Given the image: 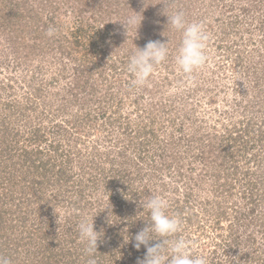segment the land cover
Listing matches in <instances>:
<instances>
[{"label": "rangeland", "instance_id": "obj_1", "mask_svg": "<svg viewBox=\"0 0 264 264\" xmlns=\"http://www.w3.org/2000/svg\"><path fill=\"white\" fill-rule=\"evenodd\" d=\"M164 4L209 36L191 75ZM129 15L143 20L127 38ZM168 39L147 86L130 88V56ZM151 195L193 256L264 264V0H0V256L137 264L146 248L125 240L149 221ZM82 219L101 232L94 257Z\"/></svg>", "mask_w": 264, "mask_h": 264}, {"label": "clouds", "instance_id": "obj_2", "mask_svg": "<svg viewBox=\"0 0 264 264\" xmlns=\"http://www.w3.org/2000/svg\"><path fill=\"white\" fill-rule=\"evenodd\" d=\"M162 14L167 17V27L182 33L181 43L174 58L177 69L191 75L207 62L205 49L209 36L202 23L187 22L182 11L169 13L164 4ZM142 20L137 15H129L125 20L119 21L126 30L127 38L131 29H136L138 33ZM54 32L55 29L49 27L46 35L51 37ZM168 43L169 39L167 42L149 41L143 48L137 47L127 65V70L132 75L130 88L140 89L147 86L156 66L166 60ZM140 206L143 211H148L149 221L134 238L125 240V243H128L134 239V247L137 250L141 246L146 248L145 256L138 259L137 264H207L204 257L193 256L190 253L189 241L183 236H177L181 231V221L178 217L167 213L168 204L162 196L151 195L146 200H141ZM61 220L62 217L58 216V223ZM77 227L80 240L85 244V252L90 257H94L98 251L101 232H97L94 222L90 223L87 219H82ZM153 241L157 242L152 243ZM0 264H11V261L7 257L0 256ZM88 264H97V261L93 258Z\"/></svg>", "mask_w": 264, "mask_h": 264}, {"label": "trees", "instance_id": "obj_3", "mask_svg": "<svg viewBox=\"0 0 264 264\" xmlns=\"http://www.w3.org/2000/svg\"><path fill=\"white\" fill-rule=\"evenodd\" d=\"M79 27H78V30H77V35L79 36L78 38L82 37L81 35H83V33H84L83 28L82 27L79 28ZM109 29H110V26H107V29L105 31L104 30H95V32H94L95 36L92 37V40L90 41V46L92 47L91 50L94 53H96L95 57L101 55V48L99 46V43H100L101 39H105V36L110 34V30ZM76 40H77V38H76ZM74 44H79L80 45V42H74ZM81 47L84 48V46H82V45H81ZM95 63H97V60H96Z\"/></svg>", "mask_w": 264, "mask_h": 264}]
</instances>
